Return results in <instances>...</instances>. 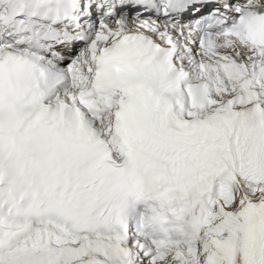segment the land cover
I'll return each mask as SVG.
<instances>
[{
	"label": "snow or ice",
	"instance_id": "snow-or-ice-1",
	"mask_svg": "<svg viewBox=\"0 0 264 264\" xmlns=\"http://www.w3.org/2000/svg\"><path fill=\"white\" fill-rule=\"evenodd\" d=\"M0 264H264V0H0Z\"/></svg>",
	"mask_w": 264,
	"mask_h": 264
}]
</instances>
